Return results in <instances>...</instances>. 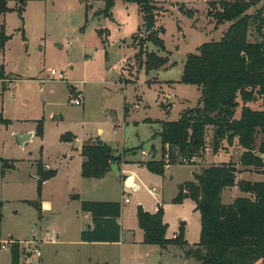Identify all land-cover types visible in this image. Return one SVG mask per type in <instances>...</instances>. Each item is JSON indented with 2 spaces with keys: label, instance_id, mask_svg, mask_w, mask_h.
<instances>
[{
  "label": "rangeland",
  "instance_id": "obj_1",
  "mask_svg": "<svg viewBox=\"0 0 264 264\" xmlns=\"http://www.w3.org/2000/svg\"><path fill=\"white\" fill-rule=\"evenodd\" d=\"M156 1L155 29H165L159 34L164 51L143 40L145 14L138 4L123 0L115 2L110 16L97 14L105 9V0H28L22 12L19 2L9 1L10 10L0 14V31L4 25L8 36L0 47V68L3 65L4 69L0 75V201L4 215L0 264L12 262L11 238L21 243V264H69L77 255L73 253L76 245L63 240H75L78 228L90 222L81 211V199L126 198L122 240L96 242L81 252L96 254L98 264H200L187 255L200 240V212L194 200L176 203L174 198L181 183L193 180V171L214 164L208 161H222V154L207 150L195 164H180L178 159L163 175L150 171L146 163L165 160L161 138L153 136L161 122L177 121L183 111L199 105V87L182 81L187 56L199 53L204 42L220 40L230 23L216 19L222 14V0ZM263 4L260 0L249 12ZM249 36L256 38L253 28ZM141 44L168 62L147 71L145 55H138ZM53 68L65 78L52 76L49 69ZM78 93L85 100L81 106L72 102ZM169 97L175 102L170 104ZM260 103L248 105L260 109ZM240 112L241 107L236 116ZM3 119L11 123L6 125ZM23 131L33 135L22 146L16 133ZM213 131L214 126L207 131L210 146ZM73 134L85 142L79 144ZM97 140L110 145L119 156L120 163L114 164L120 171L112 168L102 178H85L78 147ZM262 141L264 135L258 134V150ZM142 150L149 154L143 156ZM62 155L68 159L60 164L56 160ZM3 159L16 160L17 168L7 170L2 180ZM43 160L55 165L56 172L44 180L39 195L38 166L45 167ZM139 164L144 166L131 168ZM245 176L264 178V173ZM230 190L237 192L234 186L226 188ZM228 195L224 203H228ZM30 200H39L41 208ZM159 205L168 224L166 236L183 234L187 245L159 249L140 242L138 208L156 212ZM50 231L60 235L59 241L47 239Z\"/></svg>",
  "mask_w": 264,
  "mask_h": 264
},
{
  "label": "trees",
  "instance_id": "obj_2",
  "mask_svg": "<svg viewBox=\"0 0 264 264\" xmlns=\"http://www.w3.org/2000/svg\"><path fill=\"white\" fill-rule=\"evenodd\" d=\"M9 1L21 4L20 12L28 0H0V14L10 9ZM117 0H105V9L97 14L110 16ZM136 3L141 11L157 13L155 0H123ZM260 0H222V14L216 19L229 22L228 29L220 40L204 42L199 53H189L185 62L182 81L197 85L201 91L199 105L182 112L177 121H163L161 128L153 136H159L163 145L164 159L148 161L146 167L163 175L167 164L194 156L203 157L207 145V131L214 126L212 149L217 154L223 141L233 145L238 139L243 148L240 163L264 173V141L257 149L258 134L264 135V4L250 13L249 10ZM256 38L251 40L250 29ZM165 29H155L143 38L151 41L158 49L166 50L164 40L159 35ZM8 36L5 26H1L0 47L3 48ZM140 44V43H139ZM141 44L139 57L145 55L143 62L147 71L158 69L168 62V58L154 51H147ZM142 65V63H141ZM4 73L3 65L0 75ZM261 109H253L249 102H259ZM241 107L239 118L237 109ZM9 125L8 119H3ZM42 121H40V126ZM41 133V129L39 130ZM72 136L71 132H67ZM64 139V135H62ZM69 140V139H68ZM65 140V141H68ZM83 156L82 175L85 178H102L119 164L113 148L102 142L85 144L81 148ZM1 175L15 169L16 160H2ZM192 162L190 164H195ZM55 169L38 166V190L41 194L44 180L53 175ZM239 170L233 161L204 166L193 173L194 179L179 185L174 202L182 203L192 199L201 216L200 240L196 248L187 251L188 257L196 258L200 264H264V181L237 180ZM238 185L242 192L225 204L222 193L226 188ZM38 209L39 200L28 201ZM3 203L0 201V239L2 235ZM82 211L90 212L93 225L84 229L81 240L86 242H119L122 227L119 219L122 206L119 202L82 201ZM138 223L144 232L143 242L156 244L163 248L168 245H187L183 234L173 238L166 236L168 224L164 221V209L160 205L154 213L141 206L137 211ZM11 264H21V243L11 238Z\"/></svg>",
  "mask_w": 264,
  "mask_h": 264
},
{
  "label": "crops",
  "instance_id": "obj_3",
  "mask_svg": "<svg viewBox=\"0 0 264 264\" xmlns=\"http://www.w3.org/2000/svg\"><path fill=\"white\" fill-rule=\"evenodd\" d=\"M156 1V0H155ZM84 98V97H83ZM171 100L173 99V98H171V97H169ZM84 102H85V100H84ZM173 102H175V98H174V101ZM249 103H251V102H249ZM252 103H254V102H252ZM170 104H172V103H170ZM247 105H248V103H247ZM249 106V105H248ZM260 106V105H259ZM260 109H261V106H260ZM237 118H239L238 116H237ZM103 132V130L102 129H99V133H102ZM26 133H29L28 131H23V132H18V133H16V134H26ZM74 135V134H73ZM74 136H76V135H74ZM76 138H77V142L79 143V144H82V143H84L85 141H82V140H80L77 136H76ZM30 140H32V137H31V139ZM99 140V139H98ZM97 140V141H98ZM88 141V140H87ZM66 142H69V141H66ZM69 143H71V142H69ZM26 144V143H25ZM24 144V145H25ZM72 144V143H71ZM152 146H155V144H153ZM156 147V146H155ZM74 147L72 146V149H73ZM75 149H77V148H75ZM78 149H79V151H80V155H81V147L79 148L78 147ZM237 150L236 152L234 151V150ZM155 150V149H154ZM221 150H222V152H221ZM217 154L219 155V154H222V161H215V160H213V161H208V163H220V162H229V161H233V162H235L236 163V165H237V168H238V170H239V172H238V176H237V180H250V181H264V178H262V176H259V178H253V179H247L246 178V176H245V174L246 173H261V172H258V171H255V170H251V169H253L252 167H245V166H243V165H241V163H240V156H241V153L243 152V148L239 145V142H238V139L236 140L235 139V141H234V144L233 145H229L228 143H227V141H223V146H222V149H221ZM117 153V152H116ZM216 154V155H217ZM234 155L236 156V158L234 159ZM82 156V155H81ZM43 159V158H42ZM67 159H68V157L66 156V155H62V156H58L57 157V162L59 161V163L60 164H62V163H66L67 162ZM83 156H82V161H81V165H82V163H83ZM44 161V160H43ZM46 164H45V169H55V167H53V166H55V165H53V166H51V164H50V162H46V161H44ZM196 165H198V164H196ZM16 166V165H15ZM38 166V165H37ZM144 165H142V164H139V166H133V167H131V168H135L134 170H136L137 168H140V167H143ZM17 167H15V169H16ZM15 169H12V170H9V171H13V170H15ZM56 170V169H55ZM119 170V169H118ZM134 170L132 171V172H134ZM110 171H113V169L112 170H110ZM110 171H108V173L110 172ZM120 171V170H119ZM200 171V169L199 170H197V172H199ZM195 171H193V173H194ZM6 176H7V172H6V175L4 176V177H1L2 178V180L3 179H5L6 178ZM193 179H194V175H193ZM234 187H236V189H237V192L235 193V192H233L232 190H230V191H226V189L223 191V193H222V200H223V198H224V196H225V194H231L230 196L228 195V203H225V204H230V203H232L235 199H236V197H238V196H236V195H233V194H248V193H244V192H242L241 191V189L239 188V186L238 185H236V186H234ZM239 189V190H238ZM177 196V195H176ZM236 196V197H235ZM75 198H80V195L79 194H75ZM82 201H85L84 199H81V204H82ZM87 201H110V202H119V203H121V206H122V213H123V208H124V203H128V202H126L125 201V199H124V201L123 200H121V201H118V200H87ZM160 206V205H159ZM145 210V209H144ZM81 211H82V207H81ZM84 214H85V216L86 217H89V219H90V222H87L86 224H84V225H81L79 228H78V231H77V236H76V239L75 240H63V242L65 243V244H75L76 245V248H75V250L73 251V253L75 252L77 255H75V258H74V261H72V262H70L69 264H98V263H100V258L96 255V254H91V252H81L82 250H84V249H86V248H91L92 246L91 245H93V244H97L96 242H86V241H82L81 240V233H82V231L84 230V229H86L87 227H89V226H92L93 225V218H92V215H91V213L90 212H84V211H82ZM151 213H154V212H151ZM121 218H122V214H121V217H120V219H119V222H120V224H121ZM164 221H165V218H164ZM166 222V221H165ZM167 223V222H166ZM121 227H122V224H121ZM140 227V226H139ZM141 229V228H140ZM141 231H142V238H141V240H140V242L141 243H143V245H145V246H151V247H157V248H159V249H162V247L161 246H159V245H156V244H148V243H144L143 242V238H144V232H143V229H141ZM50 233L51 234H53L54 235V233H52L51 231H50ZM122 233H123V230H122ZM122 233H121V240H122ZM56 240L55 241H57V239H58V241H59V239H60V235L59 234H57L56 236ZM169 238V237H168ZM120 240V241H121ZM119 241V242H120ZM53 242V241H52ZM100 243H105V242H100ZM106 243H110V242H106ZM67 258V257H66ZM72 258V257H71ZM68 259V258H67Z\"/></svg>",
  "mask_w": 264,
  "mask_h": 264
},
{
  "label": "built area",
  "instance_id": "obj_4",
  "mask_svg": "<svg viewBox=\"0 0 264 264\" xmlns=\"http://www.w3.org/2000/svg\"><path fill=\"white\" fill-rule=\"evenodd\" d=\"M49 71H50L51 75L54 76V77H57V78H59V79H64V78H65L64 73L61 72V71H58V70H56V69H54V68H53V69H49ZM72 102H73V104L78 105V106L83 105V104H84V98H83V95L80 94V93H78V94L76 95V97L72 100ZM211 149H212V146H210V145L207 143L204 152H206L207 150H211ZM148 154H149V152H147V151H145V150H142V155H143V156H147ZM262 157H263V156H262ZM196 159H198V157H197V156H194V157H192V158H190V159H188V158H184V159H182V161H183L184 163H189V164H190V163H192V162H196V161H197ZM263 159H264V157H263ZM169 160H170V157H169L168 154H166V156H165V161L168 162ZM168 165H170V164H167V166H168ZM152 191H153L154 194H156L154 188L152 189ZM125 201L128 202V201H129L128 198H126ZM47 239H48L49 241H55V240H56V237H55V235H53V234H51L50 232H48V233H47ZM3 247H6V246L3 245ZM36 252H37V256H40V255H41V254H40V251H39L38 249H37Z\"/></svg>",
  "mask_w": 264,
  "mask_h": 264
},
{
  "label": "water",
  "instance_id": "obj_5",
  "mask_svg": "<svg viewBox=\"0 0 264 264\" xmlns=\"http://www.w3.org/2000/svg\"><path fill=\"white\" fill-rule=\"evenodd\" d=\"M157 26V22H156V13H148L145 15V28H144V36H147L149 33H151ZM174 98L171 100L170 103H173ZM33 133L29 132L26 134H16V137L18 138L20 144L23 146L26 142H28L31 137H32ZM152 151H154L155 146H152ZM264 157V155H263ZM112 168L118 172L117 166L116 164L112 165Z\"/></svg>",
  "mask_w": 264,
  "mask_h": 264
}]
</instances>
